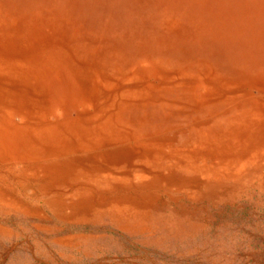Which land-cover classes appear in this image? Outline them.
Segmentation results:
<instances>
[{
  "label": "rangeland",
  "instance_id": "obj_1",
  "mask_svg": "<svg viewBox=\"0 0 264 264\" xmlns=\"http://www.w3.org/2000/svg\"><path fill=\"white\" fill-rule=\"evenodd\" d=\"M0 264H264V0H0Z\"/></svg>",
  "mask_w": 264,
  "mask_h": 264
}]
</instances>
